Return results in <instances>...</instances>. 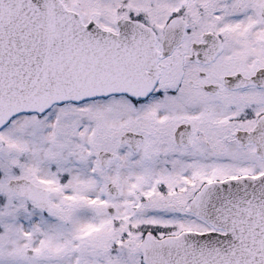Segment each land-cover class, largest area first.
I'll use <instances>...</instances> for the list:
<instances>
[{
  "label": "snow or ice",
  "instance_id": "6c2138e0",
  "mask_svg": "<svg viewBox=\"0 0 264 264\" xmlns=\"http://www.w3.org/2000/svg\"><path fill=\"white\" fill-rule=\"evenodd\" d=\"M0 264H264V0H0Z\"/></svg>",
  "mask_w": 264,
  "mask_h": 264
}]
</instances>
